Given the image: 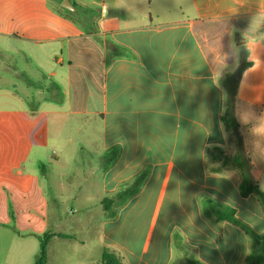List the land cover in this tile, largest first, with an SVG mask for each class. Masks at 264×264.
Segmentation results:
<instances>
[{"label": "crops", "instance_id": "0c3cea01", "mask_svg": "<svg viewBox=\"0 0 264 264\" xmlns=\"http://www.w3.org/2000/svg\"><path fill=\"white\" fill-rule=\"evenodd\" d=\"M54 1L0 0V250H9L0 264H35L45 235V264H76L65 201L91 197L100 176L108 212L103 200L144 172L140 191L105 214L102 254L125 264H187L186 254L244 264L248 237L227 222L212 226L199 196L264 233L263 207L258 196H241L238 170L205 168L208 146L242 153L264 191V0H70L97 10L96 36ZM110 17L115 28L105 25ZM108 39L127 51L110 58ZM242 49L249 65L235 109L239 147L221 122L220 80L237 70Z\"/></svg>", "mask_w": 264, "mask_h": 264}, {"label": "trees", "instance_id": "16d2710c", "mask_svg": "<svg viewBox=\"0 0 264 264\" xmlns=\"http://www.w3.org/2000/svg\"><path fill=\"white\" fill-rule=\"evenodd\" d=\"M58 4H62L64 0H55ZM77 12L73 13L68 10L62 12L77 22L86 33L96 36L97 29L93 23L97 10L92 8H84L75 4ZM93 29L89 33V29ZM105 50L109 53L110 58H116L118 51H127L126 48L116 44L112 40H107L105 43ZM110 63V62H109ZM249 65L247 61V52L242 49L240 54V63L237 70L233 73H227L220 80V83L225 92V106L224 112L221 116V122L224 127L228 141L231 143L232 138H235L241 146L239 137V123L236 117V105L239 102L238 88L241 75L245 68ZM56 91L55 102L63 103L64 95L62 89L55 85ZM252 161L242 153L231 155L227 148L221 146H208L205 155V168L208 174L213 175H228L231 170L237 169L240 175L238 188L242 197L247 198L254 194L258 196L259 201L264 210V191L260 189L259 177L260 173L253 169ZM147 178V172L139 175L132 184H122L117 195L113 199H104L103 206L108 209L113 204L123 205L131 197L135 196L141 189L143 183ZM199 203L203 217L214 227L219 224L227 222L244 231L250 242V251L245 259L244 264H264V233L257 234L254 229L240 220L236 215V210L228 205H224L212 197L206 195L199 196ZM50 235H45L41 238L40 253L35 264H45L47 245ZM187 264H203L195 256L186 254ZM101 264H125L124 259L117 254L105 250L102 254Z\"/></svg>", "mask_w": 264, "mask_h": 264}, {"label": "rangeland", "instance_id": "374dc122", "mask_svg": "<svg viewBox=\"0 0 264 264\" xmlns=\"http://www.w3.org/2000/svg\"><path fill=\"white\" fill-rule=\"evenodd\" d=\"M56 4L61 7L60 4L58 3ZM117 20L118 18L116 17H110L108 19V23L105 25H108L109 28H115L113 24H116ZM19 66L22 67V64H20ZM30 74H32L31 71ZM93 128L96 134L99 133L100 131L99 126L94 125ZM96 157L97 156H95L94 168L97 167ZM77 158L79 159V157ZM82 158L83 156L80 155V159ZM62 163H65V159H62ZM70 163L71 165H73L74 161L71 159ZM75 168H76L75 172L77 175L78 183H81L79 178L80 177L82 178L84 171L81 168L79 169L77 165H75ZM96 172L100 174L99 171ZM91 181H93V184L90 185L91 191L88 193V194L91 193L92 195L91 197H76V200L65 201L66 203L65 205L68 207V213L72 215L73 217L72 221L75 222L74 225L75 228L74 230L71 229L70 232L75 233V239L77 240V242L71 241L66 245L70 247L71 251L69 256L71 257V260H73V263L76 264L77 263L93 264L95 262L98 264L101 261L102 250L100 248V240H101L100 237H101L102 223L106 218L105 214L108 215L113 214V209L117 207V204H115V206L113 205V207H110L108 212L103 211L100 204L101 199L103 198L101 196L100 176L94 178ZM80 241H84L86 243V246L81 245ZM61 245L62 244H60V246ZM5 246H7L6 243L2 248L3 250H0V252L3 251V254H0V263L5 262V256H4L5 252L7 253L9 251V250L5 251ZM55 246L59 247V244H55Z\"/></svg>", "mask_w": 264, "mask_h": 264}, {"label": "water", "instance_id": "95a60500", "mask_svg": "<svg viewBox=\"0 0 264 264\" xmlns=\"http://www.w3.org/2000/svg\"><path fill=\"white\" fill-rule=\"evenodd\" d=\"M62 9L63 10H68L70 12H76L77 11L76 7L71 3L70 0H64L63 1V3H62ZM106 12H107V9L105 8L104 9V13H103L104 17L107 16L106 15Z\"/></svg>", "mask_w": 264, "mask_h": 264}]
</instances>
